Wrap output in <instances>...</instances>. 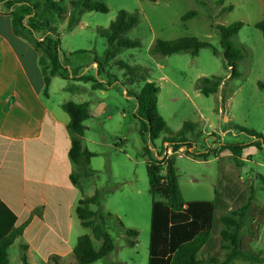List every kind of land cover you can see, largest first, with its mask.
<instances>
[{"label":"rangeland","instance_id":"rangeland-1","mask_svg":"<svg viewBox=\"0 0 264 264\" xmlns=\"http://www.w3.org/2000/svg\"><path fill=\"white\" fill-rule=\"evenodd\" d=\"M41 6L25 14L24 33L32 40L42 42L53 30L60 36L63 62L69 61V68L75 76H92L101 82L105 95L96 89L93 94L79 93L85 99L104 102L102 121L106 122L102 130H93V137L103 142L98 146H90L97 154L92 158L89 169H94L93 177L98 187H104V198L101 200V213H112L107 216L105 226L114 238L116 253L111 258H103L92 264H117V254L123 258H132L135 263L147 264L151 232L152 195L147 174L148 157L143 155L144 137L141 135V122L135 115L138 112L136 99L126 93L138 92L144 82H128L126 71L119 65L124 61L130 65H139L146 72L148 81H155L160 87L158 94L159 110L164 117L172 135L182 129L186 122L197 124L191 139L196 146L194 152H209L211 159H196L175 154V167L178 181L186 201L215 199L223 187L221 161L214 158L216 154L217 134H221L225 126L249 123L258 125L259 118L264 117V92L259 88L258 81L264 80V37L255 24L264 18L263 0H94L108 7L107 13L84 11L79 16V24L72 30L68 29L71 5L75 0H54L64 9L62 17L49 11L45 0H25ZM20 0H2L3 11H20ZM230 7V8H229ZM120 10L137 13L139 22L124 36L139 40L137 48L111 51L107 62L103 58L108 44L106 38L98 33V28H107ZM190 11L196 16L183 20ZM235 22H243L244 26L234 38V42L243 48L244 58L238 63V75L231 76V68L226 65L223 48L220 42L218 26H227ZM38 25V26H37ZM37 26L38 28H33ZM181 37H196L202 42L210 43L218 50L214 54L212 47H203L199 55L194 57L189 51L168 56L151 54L150 47L156 40H175ZM83 51L81 53H75ZM41 54V52H40ZM101 61L103 69L96 63ZM99 71H101L99 73ZM83 73V74H82ZM221 77L223 90L210 96L203 95L198 88V80L203 77ZM119 82H115V81ZM71 86L75 84L68 80ZM125 83L127 86H123ZM93 84V83H92ZM109 84V86L107 85ZM70 86V87H71ZM73 89V88H72ZM222 92L225 93L224 102ZM55 97L59 94H54ZM231 98V101L229 100ZM223 104L226 114L223 115ZM221 109V110H220ZM250 112V113H249ZM238 119L237 120H234ZM111 118V120H109ZM224 118H230L225 123ZM212 134H207V133ZM149 142L152 157L165 156L163 138ZM198 136L200 137L198 139ZM251 137L246 133L230 134L225 137L227 142L248 141ZM111 145H105L104 143ZM215 142V143H214ZM226 163L229 160H225ZM229 168L235 166L233 161ZM165 164L162 173L165 174ZM242 170L244 179L243 190L249 192L248 163ZM135 172L133 185L140 191L135 196L130 183L123 179ZM114 175L116 177H114ZM119 177V180H118ZM122 190V191H120ZM119 213V215L115 214ZM119 217V218H118ZM120 220V222H119ZM98 221H100L98 219ZM212 232L214 241L216 226ZM221 225V223H220ZM126 226L139 232L136 247L126 245V235L121 227ZM87 235L91 229L84 228ZM98 249L101 241L93 238ZM18 245L9 248L11 264H23L18 258ZM218 255V252H216Z\"/></svg>","mask_w":264,"mask_h":264},{"label":"crops","instance_id":"crops-1","mask_svg":"<svg viewBox=\"0 0 264 264\" xmlns=\"http://www.w3.org/2000/svg\"><path fill=\"white\" fill-rule=\"evenodd\" d=\"M40 57V52L32 42L15 32L11 14L0 8V201L14 214L15 228L24 227L22 235L13 243L18 245L20 250L18 258L21 261L25 254L28 264H77L73 251L78 238L86 234V231L82 230L86 227L82 225L76 209L80 200L90 198L98 191L100 202L91 205L90 209L92 211L101 209L105 188L98 187L92 180L96 173L80 178L78 184L72 181V174L79 172L80 167L69 155L72 140L68 127L70 118L62 109V105L68 101L89 103L90 118L85 121L87 129L83 137V146L92 151L90 146L103 143L93 137V130H102L106 124L102 121L104 102L99 101L95 105L92 96L90 99L80 96L81 92L94 93L96 89L91 82L71 80L75 82L71 86L67 83L68 80L58 76L52 78L48 89L49 95L45 96ZM223 84L224 82L218 91L224 89ZM99 90L101 95H105L103 87ZM54 94L59 96L55 97ZM222 96L224 102V92ZM229 100L231 101V98ZM225 112L223 104V115ZM259 120L258 125L237 123L222 128L221 134L212 132L217 139V142H214L217 147L214 158L221 161L223 187L215 199L205 200L214 201V222L218 224L217 240L214 241L211 235L210 241L198 254L202 264L223 262L229 250L225 248L226 243L220 235L225 228L221 219L244 207H247V211L240 236L241 247L254 253L264 252V117ZM224 122L229 124L230 118H224ZM237 126L258 132L262 138L251 137L248 141L227 142L225 139L227 135L244 133L238 130ZM189 137L191 138V135ZM223 143L250 145L243 149L236 159L230 150L220 149ZM104 144L111 146L107 142ZM195 148L193 145L192 149ZM93 152L97 154L96 151ZM225 160L229 162L226 163ZM230 161L235 163L232 169L229 168ZM246 163L248 193L242 188L244 179L241 175L242 170L238 168L244 167ZM133 176L135 172L132 171L122 182L130 183L134 195L137 196L140 191L132 183ZM115 214L119 215L116 212ZM125 228L128 227H121L123 234ZM90 236L93 240V234ZM127 240L126 238V245L131 247ZM22 246H26L27 250L23 251ZM116 251L115 243L112 253ZM216 252L218 255H215ZM110 255L105 258L110 259ZM212 258H217L220 262H211ZM148 259L149 254L147 264ZM114 261L117 264L135 263L132 258H123L119 254ZM230 264L251 263L235 259Z\"/></svg>","mask_w":264,"mask_h":264},{"label":"trees","instance_id":"trees-1","mask_svg":"<svg viewBox=\"0 0 264 264\" xmlns=\"http://www.w3.org/2000/svg\"><path fill=\"white\" fill-rule=\"evenodd\" d=\"M20 1L23 8L20 11L11 13L13 28L17 34L26 37L41 52L40 64L45 82V96L49 95L48 89L51 80L56 76L66 80L91 82L94 89H100L102 87L101 82L88 75L75 76L68 66V59L63 62L60 56V36L55 31L52 30L42 42L38 40L32 41L24 33L25 14H31L33 9L39 8L41 4L38 1L35 3L25 0ZM45 3L49 11L55 13L58 17H62L65 9L58 2L45 0ZM71 5L73 10L68 21L69 30L77 26L79 16L84 11L108 12V7L105 4L94 0H75L71 2ZM195 16L196 11H190L183 16V20L187 21ZM138 22L139 16L137 13L120 10L107 28H98V33L106 38L108 44L103 56L106 62L113 50L132 49L141 45L139 40H132L124 36ZM37 26H33V28H38ZM243 26V22L218 26L220 42L223 48L222 54L226 65L231 68V77L239 74L238 63L244 58L243 48L234 42V38ZM255 27L262 32L264 37V18L258 21ZM203 47H212L214 54H218V50L210 43L202 42L196 37H181L169 41L159 39L152 44L149 52L168 56L189 51L192 56L196 57ZM81 52L83 51L75 53ZM96 63L103 69L105 63L101 61H96ZM118 65L126 71L128 82H144L138 92H131L126 89V93L131 94L138 103V112L135 116L141 122V135L144 137L145 143L143 155L148 157L147 174L150 186L149 191L152 195L148 264H202V261L198 259V254L211 239L215 203L214 201H186L184 199L175 167V154L179 148L186 147L187 155L206 160L210 157V153L192 151L194 141L189 135L194 132L197 124L186 122L175 135L170 133L158 106L160 87L155 81H148L146 72L141 66L130 65L124 61H119ZM222 82L223 79L221 77H203L198 80V88L203 95L208 97L218 92ZM107 85L109 86V84ZM122 85L127 86L125 83ZM258 86L264 91V80L259 82ZM62 109L70 118L68 127L72 134V140L69 155L71 160L80 167V171L72 174L71 178L75 184H78L80 178L95 174V171L89 169L88 166L96 154L83 146V137L87 129L85 121L90 118V105L87 102L76 103L68 101L62 105ZM237 129L250 137L262 138L260 133L253 130H248L241 126H237ZM162 135H165L163 138V150L168 144L172 146L174 152L167 160L160 158L161 153H158L157 158L152 157V150L148 144V141L154 142ZM146 136L148 141L145 138ZM249 145V143H223L220 145V149L222 151L225 149L230 150L237 159L242 150ZM164 164L166 166L165 174L162 173ZM99 202L100 192L98 191L94 196L80 200L76 209L82 225L92 230L95 239L102 241L100 248L96 249L91 236L87 234L80 236L73 251L77 264H92L109 256L115 249L114 238L105 226L106 217L113 216V214L110 212L104 214L100 210L92 211L90 209L91 205ZM246 211L247 207H244L221 219L225 228L220 235L226 243L225 248L229 251L226 253L223 262L219 263L220 261L217 258H212L211 262L230 264L235 259L251 264H262L264 262V252L254 253L241 247L240 236ZM14 223V214L0 201V264H11L8 250L23 233L24 227L15 228ZM124 233L127 236L129 246L134 247L137 243L139 232L135 229L125 228ZM22 249L23 251L27 250L26 246H22ZM22 262L23 264H28L25 254L22 256Z\"/></svg>","mask_w":264,"mask_h":264},{"label":"built area","instance_id":"built-area-1","mask_svg":"<svg viewBox=\"0 0 264 264\" xmlns=\"http://www.w3.org/2000/svg\"><path fill=\"white\" fill-rule=\"evenodd\" d=\"M185 148L186 147L179 148L178 151L176 152V154L184 155ZM173 153L174 152H173L172 146L166 144V147H165V156L163 158H165L167 160L168 158H170L173 155Z\"/></svg>","mask_w":264,"mask_h":264}]
</instances>
